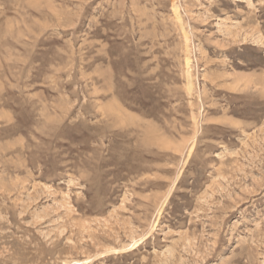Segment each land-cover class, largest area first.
<instances>
[{"label": "rangeland", "instance_id": "1", "mask_svg": "<svg viewBox=\"0 0 264 264\" xmlns=\"http://www.w3.org/2000/svg\"><path fill=\"white\" fill-rule=\"evenodd\" d=\"M0 264H264V0H0Z\"/></svg>", "mask_w": 264, "mask_h": 264}, {"label": "bare ground", "instance_id": "2", "mask_svg": "<svg viewBox=\"0 0 264 264\" xmlns=\"http://www.w3.org/2000/svg\"><path fill=\"white\" fill-rule=\"evenodd\" d=\"M114 110V109H113ZM112 114V113H111Z\"/></svg>", "mask_w": 264, "mask_h": 264}]
</instances>
